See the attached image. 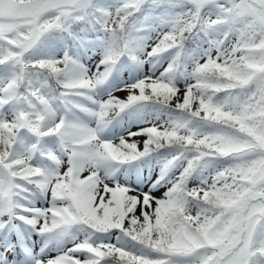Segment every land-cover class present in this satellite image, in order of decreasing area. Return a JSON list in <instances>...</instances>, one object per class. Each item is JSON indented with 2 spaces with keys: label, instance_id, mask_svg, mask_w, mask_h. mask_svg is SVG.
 <instances>
[{
  "label": "snow or ice",
  "instance_id": "1",
  "mask_svg": "<svg viewBox=\"0 0 264 264\" xmlns=\"http://www.w3.org/2000/svg\"><path fill=\"white\" fill-rule=\"evenodd\" d=\"M0 264H264V0H0Z\"/></svg>",
  "mask_w": 264,
  "mask_h": 264
},
{
  "label": "rangeland",
  "instance_id": "2",
  "mask_svg": "<svg viewBox=\"0 0 264 264\" xmlns=\"http://www.w3.org/2000/svg\"><path fill=\"white\" fill-rule=\"evenodd\" d=\"M157 195H159V193H157Z\"/></svg>",
  "mask_w": 264,
  "mask_h": 264
}]
</instances>
